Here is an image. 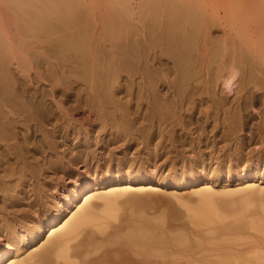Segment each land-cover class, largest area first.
Masks as SVG:
<instances>
[{
	"label": "bare ground",
	"instance_id": "6f19581e",
	"mask_svg": "<svg viewBox=\"0 0 264 264\" xmlns=\"http://www.w3.org/2000/svg\"><path fill=\"white\" fill-rule=\"evenodd\" d=\"M5 1L10 3L9 6L12 10L15 8L14 12H17L21 17H16V19L23 20V26H25L23 28L28 29L24 30L31 32L33 37L35 36L32 31L35 34L36 32L52 34V31L57 29L61 31L63 28L69 29L70 27L71 29V26H73L72 29L77 27L67 34H64L65 29L64 35L59 37L60 41H58V36H61V33L57 36L58 39L54 38L58 41V47L56 45L57 50H55L59 54H57V58L58 56L60 59L62 57L61 61L64 60V62H59L57 59V61H52L53 63L58 62L59 65L56 64L58 69H63L68 62L69 66L67 67L70 68V73L67 74H71V70L83 67L84 71L81 73L85 75L82 76L79 70L80 77L74 78L73 81L67 78L71 83H69L70 90L65 88L63 91H56L52 88L50 92L40 91L44 89L37 90L38 87L37 89L35 86L33 87V84L37 83V77L30 78L32 79L30 81L29 77L27 80L26 76L21 73L20 76L18 75L21 78L20 81L13 76L15 74L12 75L11 71L9 74L7 71L10 69L7 67V65L9 66L7 61L10 62L12 58L10 56L9 58L7 56L6 58L0 57V72L5 69V72L0 73L1 264H5L6 258H12L8 264H183L178 259L185 256H187L185 264H238V261L236 263L234 260L228 259L230 254L218 260L206 258V256L197 258L195 254L199 249H208V242L215 243L216 240L221 241L220 245L216 244L217 246L211 249L230 246L231 240L223 238L226 234L235 235L243 232L246 228H253L264 233V216L259 220L247 222L248 224L245 221L246 224L241 222L231 224L229 227L225 226L223 230H219L222 226H212L215 222L212 218L216 216L219 218L220 214H215L213 209V211L210 210L212 213L208 212V209L211 208L210 204L214 208L213 203H210L214 193L207 189L205 183H199L202 180L200 172L203 171L205 177L209 175V181L218 180L225 173H243L245 172V167L242 165L244 162L251 161L250 165L254 166L262 161L260 156H263L264 147L256 151L248 150L246 142L248 138H237L232 140L231 149V145H228L231 140L226 135V138H218L219 136L217 138H200V135L201 131H204L205 120L208 123L213 117H218L216 114L219 111L226 112V117L232 111V116L229 114V117H232V122L237 126L240 124L238 120L243 119L241 117L247 108L251 109L249 107L259 103L264 105V6H262L264 3L260 5L257 0L260 6L255 4V6L252 5L253 7L251 5L247 7V5L245 6L246 10L239 9L238 13L242 12L238 18L242 17L244 24L246 23L245 19H247L246 21L249 19L247 23L250 22V25L246 26L245 24L244 33L246 36L243 33L240 35L244 25H240L242 29L237 26L240 30L239 33L236 28L241 36V41L238 40L240 44L238 43L237 47L228 46V50V47H225L226 44L222 42L223 39L218 41L222 36H218V38L209 31L212 30L209 25L211 15L207 16L210 12L207 11L208 8H204L202 0H140L141 5L138 6L139 9L137 8L135 23L132 21L134 28L131 30L133 24L127 23V17L120 18L121 14L122 17L123 15L128 17L132 15L130 7L123 0L120 3L122 4L121 10L111 5L112 9H109L111 13L108 12L111 20L106 15L108 19L106 21L109 23L107 26L102 24L105 26L103 28L100 24L101 30L98 27L94 29V20H88L86 12L84 14L81 11V13L78 12L79 10L75 9L72 0ZM197 1L204 11L198 9ZM250 1L249 3H251ZM261 1L263 0H260V3H262ZM75 2L77 1L75 0ZM226 3L229 7L228 2ZM245 4L237 3L242 6H240L241 8H244ZM228 7L225 9H229ZM240 7L237 6V8ZM254 7L255 10H253ZM247 8H251V10L248 11ZM17 13H14L15 16ZM81 15H84L87 24L91 22L90 25H80L79 20L83 17ZM236 16L234 15L235 18ZM17 22L19 24V21ZM83 22L85 23V21ZM239 23L241 24V22ZM18 28L21 27L18 25ZM21 30L24 32L23 29ZM26 31L25 33H27ZM129 31L132 35L128 34ZM103 39L106 44L108 43V46L110 45L107 47L108 49H106ZM214 39H217L216 42ZM33 40H37V38ZM41 41L42 39L40 44ZM220 42L223 44H219ZM34 43H38V41H34ZM232 44L235 43L232 41ZM3 45L0 46V51L5 52L3 49H7V41L5 48ZM241 46H244L245 50H242L244 48ZM42 47L41 44L40 49ZM47 49L46 52L44 51L46 54L49 50ZM28 50L31 52L30 49ZM36 52L33 55L39 54ZM3 53L2 55H4ZM52 53L49 55L53 56ZM30 54L32 55V52ZM53 57L55 58V55ZM19 59L17 69H28L30 64L25 67L22 63L24 61V64L26 62L28 64L29 57L27 61L23 57V61L22 59L19 61ZM43 59L45 61L46 58ZM51 63L49 62V64ZM52 65L55 67V64ZM51 66H49V70L54 69ZM57 70L55 71L58 74ZM237 70H241L239 71V73L241 72L239 82L236 81L239 88H235L239 91V95L236 92L235 100L233 97V101L229 105L227 96L223 93L236 83L234 78L237 76L236 74H239ZM76 71L74 73L78 75V70ZM42 72L41 70L43 76ZM122 72L124 74L127 72L126 76L128 77V74L133 75L138 81H136V91L134 89L133 93L127 89L125 93L129 90L133 94L129 92L130 97L123 98L121 101L118 99L120 98L118 94L125 95L124 91L121 94L117 90L119 89L117 86V89L111 86L118 79L112 81L110 87L107 82L110 78L112 80L119 78V74ZM77 78L81 86L80 84L77 86ZM116 83L118 84V82ZM249 83L251 85L253 83L252 86L255 89L252 86L249 88ZM57 84L53 86L56 87ZM73 85L76 86L73 87ZM82 86L84 88L88 86L91 90H79V88H83ZM77 90L81 92V95L77 93ZM88 90L92 92L86 93ZM82 91L85 94H82L84 93ZM76 93L84 100L77 97L84 105H81V101L79 102L77 99L75 101L73 99L72 103L75 102L76 105L80 104L82 107L91 106L90 108L96 114L102 110L101 115L111 118V123H108L107 126L111 124L109 126H112V129L114 128L117 132L120 131V134L124 131L123 127H127L125 123L127 124L129 115H135L132 120H135V123L140 126L135 127L137 134H140H136L139 137L64 138L62 133L63 138H52V130L47 129L51 133L45 131L51 135V138L49 135H45V138L41 136L33 138L35 137L33 134H38L36 132L44 131L43 128H46L44 124L47 125V123L52 125L55 132L61 127H63L62 129L65 127L67 131L72 126L70 119L74 116L73 106L76 109L77 106L71 103L72 106L63 107L62 103L70 101L69 98ZM127 95L128 93H126ZM131 95L132 100L130 99ZM78 109L77 111L74 109L75 113L78 112ZM100 114L96 116L97 119L100 118ZM203 117L205 118L204 122L196 126L195 124ZM105 120L104 118V123ZM29 122L35 123L29 125ZM262 122L260 124L262 125L261 133H264V122L263 124ZM144 123L147 124L146 127L143 125ZM224 123L225 121H223ZM213 124L215 123L213 122ZM129 125H131L130 121ZM240 125L242 126L244 123ZM133 130L130 131L133 132ZM196 130L200 131L198 138ZM222 130L224 129L222 128ZM66 131H63L64 134H67ZM204 132L203 134H205ZM194 133L196 138H192ZM128 135L130 136V134ZM250 141L262 144L264 138H253ZM92 147L94 148L91 150ZM254 155H256V160L253 159ZM114 162H116L117 169L112 171ZM80 167H84V169L80 171ZM164 171L168 172L166 176H163ZM99 172H101V176H99ZM248 173L251 175L253 169ZM196 184L202 186L196 189ZM253 185L247 183L239 189L249 192L254 188ZM167 186L190 188V193H187V195L190 194V197L194 192L199 194L195 199H198V205L202 204L194 209V215L189 221L178 217L175 207H171V205L152 219L128 213V215L113 213L114 204L119 203V199L123 195H126V202L139 201L129 195L133 191L138 192L139 196L147 194L150 200L160 203H170L171 199L167 194L176 198L182 197L180 193L167 192L162 188H168ZM132 187H136V189L130 190ZM261 195L260 198L264 199V194ZM186 200L189 201L192 198L188 197ZM200 201L201 203H199ZM67 206H77V208L60 224L65 218L62 210ZM178 219L181 221L176 222ZM201 226H205L206 230L214 229L216 231L208 237V234H204V230L198 229ZM176 230L179 232H175ZM46 231L50 232L46 240L27 252L24 257L12 254L14 250L19 252L21 246H28L36 242ZM193 235L200 236V240L194 239ZM190 243L194 246L193 249H191L192 246L183 247L184 244L188 246ZM236 243L238 242L236 241ZM34 245H30L28 249ZM244 260L245 262L239 263L260 264Z\"/></svg>",
	"mask_w": 264,
	"mask_h": 264
},
{
	"label": "rangeland",
	"instance_id": "374dc122",
	"mask_svg": "<svg viewBox=\"0 0 264 264\" xmlns=\"http://www.w3.org/2000/svg\"><path fill=\"white\" fill-rule=\"evenodd\" d=\"M72 1H74V3L73 4H75V9H77V10H79L78 12H82L83 14H84V12H86L87 14H88V20L90 19H92L91 21H93V25H95V26H93L94 27V29H96L97 27L98 28H100L99 30H101L103 27H105V26H102V24L104 25H106L107 26V24L109 23V22H107L106 20H108L107 19V17H106V15H108V18H109V13H111V12H109L110 10L109 9H112V7H117V9L118 8H120L119 10H121L122 8V4H120L121 2H122V0H112V1H110V0H76L77 2H75V0H72ZM125 3H126V5L128 6V7H130V11L132 12V15L131 16H124L123 15V17H122V14H121V16H120V13H119V16H120V18L121 19H124V17L126 18L127 17V23L129 24H133V27L132 28H130V30L131 29H133L134 28V23H135V18H136V15H137V12H138V10H137V8L139 9V5H141V3H139V2H141L140 0H123ZM142 1H145V0H142ZM199 1V0H198ZM197 1V4L196 5H198V2ZM203 1V6H204V8L205 9H207V11L208 12H210V14L208 13H206L207 14V16L208 17H210L209 15H211V17L209 18V25H211V27L210 28H212V30L210 29H208L209 31H211V32H213L212 33V35L213 36H216V37H220V36H222V38H219L220 40H218V41H221V39H223L224 41H222L224 44H226L225 45V47L227 48L228 46H231V45H233L232 47H234V46H236L237 47V44L241 41V34L243 33L244 35H245V33H244V28L246 27V26H249L250 25V22L249 23H247L248 21H249V19H248V21H246L247 19H245V24H246V26H245V24L242 22L243 21V19H242V17L240 18L241 19V21H240V19L238 18V17H240L241 16V12L242 11H240V13H238L239 12V9L240 10H246V8H245V6H247V7H249V5H254L255 6V4L256 5H258V2H259V4L260 5H262L264 2V0L263 1H261L262 3H260V0L257 2V0H255L256 1V3H255V1L254 0H251L250 2L252 3L253 1H254V4L252 3H249V0H238V2H237V0L235 1H231V0H202ZM225 1V2H224ZM241 1V2H240ZM242 1H244L245 3H247V4H245L244 2L242 3ZM195 2V1H194ZM193 2V3H194ZM226 2H228V4H229V7H228V5H227V3ZM230 2V3H229ZM232 2V3H231ZM8 2H4V0H0V39H2L3 41H7V44L8 45H6V41L5 42H3L2 40H0V43L1 42H3L2 44H0V46L1 45H3L4 46V48H5V45H6V47H7V49L5 48V49H3V47H2V49L3 50H5V52L3 53L2 51H0L1 53H0V57L1 58H6V56L9 58V56H10V58H12V59H10V62H9V60L6 62L7 64H9V66L7 65V67H8V69L9 70H7L8 72H9V74L12 72V75L13 74H15V75H13V76H15L16 78H18V79H20V81H21V78H19L18 77V75L20 76V74L22 73L23 75H25L26 76V79L28 80V77H29V80L31 81L32 79H30V78H32V77H37L36 79H37V83L36 84H33V87L35 86L36 87V89H37V87H38V89L37 90H40V89H44V90H40V91H48V92H50V90L52 89V88H54L56 91L58 90V91H63L65 88H70L69 86V83H70V81L68 82V80H67V78H69V80L71 79V81H73L74 80V78H76V77H80L81 75H79V70H80V73L82 72L83 73V67H80L79 69L78 68H76L75 70H71V74H75L74 73V71H76V70H78V75H77V73L73 76V75H71V74H67L68 72L70 73V68L68 69V67L67 66H69V64H65V65H67V66H65V67H63V69L61 68V69H58V68H56V64L58 63V62H54L53 63V61L52 60H54V61H61V59H62V57H61V59H60V57L58 56V58H57V54L58 53H56V51L55 50H57V47H58V45H57V42L58 41H60V38L59 37H62L64 34H67V32L69 33V32H71V31H74L75 29H77V27L76 28H73L72 29V27L73 26H71V29H70V27H69V29H66V28H63V30L61 29V31L59 30V29H57V30H54V31H56L55 33H54V31H52V34L54 35H52L51 33H49V32H47V34H46V32H45V34H43V32H39V33H42V34H39L38 32H36V34H35V32L34 31H32L33 33L32 34H34V36L35 37H33V35H31L30 33L31 32H29V31H26V30H24V29H27V28H23V27H25V26H23L24 24H23V20L21 19L20 20V16H18V13L17 12H14V11H16V10H12V8H10V6H9V4L10 3H8ZM143 3V2H142ZM196 3V2H195ZM237 3H241V4H245L243 7L244 8H241L239 5H237ZM226 4V5H225ZM231 4V5H230ZM233 4V5H232ZM236 4V5H235ZM111 5H112V7H111ZM113 5H115V6H113ZM260 5H258V6H260ZM73 6V9H74V5H72ZM199 6V5H198ZM197 6V7H198ZM225 6H227L229 9L231 8V10H229V9H225V8H227V7H225ZM235 6H236V8H235ZM237 6L238 7H240V8H237ZM262 6H264V4L262 5ZM261 6V7H262ZM11 7H12V5H11ZM124 7V6H123ZM234 9H233V8ZM253 7V6H252ZM257 7V6H256ZM125 8V7H124ZM201 8V9H200ZM210 8V9H209ZM257 8H259V7H257ZM74 9V10H75ZM198 9L199 10H202L203 8L202 7H198ZM248 9V11H249V9L251 10V8H247ZM77 10H75V12H77ZM253 10H255V7H254V9ZM256 10H259V9H256ZM137 11V12H136ZM202 11H204V10H202ZM228 11H230V13H228ZM232 11V12H231ZM80 12V13H81ZM109 12V13H108ZM122 12V11H121ZM237 12V13H236ZM14 13H17L16 14V16H15V14ZM108 13V14H107ZM123 13V12H122ZM127 13V12H126ZM124 14V13H123ZM239 14H240V16H239ZM234 15L236 16V15H238V16H236V18L238 19H236L235 17H234ZM81 16H83L81 19H83V21H85V23L83 22V21H80L79 20V22H80V25H84V24H87V20H86V18L84 17V15H81ZM249 16V15H248ZM251 16H253V15H251ZM16 17H20V18H17L16 19ZM111 17V16H110ZM211 18H212V20H211ZM247 18V17H246ZM250 19H252L251 17H249ZM19 19V20H18ZM120 19V20H121ZM214 19V20H213ZM109 20H111V18H109ZM211 20V21H210ZM17 21H19V24H18V22ZM132 23H131V22ZM215 22V23H212V22ZM234 21V22H233ZM241 22V24L238 22ZM17 22V23H16ZM107 22V23H106ZM124 22V21H123ZM21 23V24H20ZM90 23L91 22H89L87 25H90ZM243 23V24H242ZM19 25V27H21V28H18V25ZM92 24H91V26H92ZM101 24V25H100ZM124 24L127 26V24L124 22ZM129 24V25H130ZM247 24H249V25H247ZM102 27H100V26ZM128 25V26H129ZM213 25V26H212ZM242 25H244V26H242L243 27V30H241V33H240V30L239 29H242V27L241 26ZM239 27V29H238V27ZM75 27V26H74ZM209 27V26H208ZM68 28V27H67ZM128 28V29H129ZM239 30V33H240V35H239V33H238V30ZM21 29H23L24 30V32H21L22 30ZM65 29H66V32H65ZM105 29V28H104ZM19 30H20V32H19ZM28 30V29H27ZM25 31L27 32V33H25ZM57 31H58V33H57ZM235 31V32H234ZM28 32H29V34H28ZM51 32V31H50ZM65 32V33H64ZM221 33L220 35H219V33ZM22 33V34H21ZM25 33V34H24ZM62 35H61V34ZM64 33V34H63ZM216 33H217V35H216ZM237 33V34H236ZM3 34V35H2ZM37 34H38V36H37ZM50 34V35H49ZM129 35H132L133 34V30H132V34L130 33V31H129V33H128ZM127 34V35H128ZM236 35V36H234V35ZM21 35H23V36H21ZM28 35H31V36H28ZM47 35V36H46ZM52 35V36H51ZM58 35H61V36H58ZM211 35V36H212ZM223 35H224V37H223ZM243 35V36H244ZM46 38H45V37ZM49 36H51L50 38H48ZM57 36H58V38H57ZM246 36V35H245ZM40 39H39V38ZM42 37V38H41ZM128 37H130V36H128ZM132 37V36H131ZM215 37V38H216ZM233 39H232V38ZM248 37V36H247ZM31 38H33V39H36L37 38V40H33V39H31ZM58 39V41L57 40H55V39ZM134 38V37H133ZM132 38V39H133ZM228 38V39H227ZM243 38H245V37H243ZM42 39V41H41V44L43 45V47H44V49H43V47L40 49V47H41V44H40V40ZM45 39V40H44ZM47 39V40H46ZM48 39H49V41H48ZM132 39H130V40H132ZM226 39H227V41H226ZM237 39V40H236ZM240 39V41L238 42V40ZM52 40V41H51ZM215 40H217V39H214V41ZM248 39H246V41H247ZM34 41H38V43H34ZM45 41H46V43H47V46H46V43H45ZM102 41H104V45H105V47H106V49H108L107 47H109L108 46V43L106 44V41L103 39ZM231 42V43H229V42ZM232 41L235 43V44H232ZM28 42H30V43H28ZM51 42V43H50ZM54 42V43H53ZM216 42V41H215ZM222 42H220L219 44H221ZM225 42H228V43H225ZM237 42V43H236ZM248 42V41H247ZM250 42V41H249ZM34 43V44H33ZM218 43V42H217ZM222 43V44H223ZM37 44H38V46H37ZM110 44V43H109ZM230 44V45H229ZM240 44V43H239ZM17 45V46H16ZM52 45H54V46H52ZM56 45H57V47H56ZM103 45V46H104ZM107 45V46H106ZM13 46V47H12ZM50 46V47H49ZM52 46V47H51ZM9 47V48H8ZM56 47V48H55ZM242 47V46H241ZM38 48V49H37ZM49 50H48V49ZM54 48V49H53ZM242 48H244V46L242 47ZM1 49V50H2ZM13 49V50H12ZM18 49V50H17ZM28 49H30V51L32 52V55H33V53L35 52V51H37L36 52V54L37 53H39V54H37V55H31L30 53L31 52H29V50ZM46 49L49 51H47V54L45 53L46 52ZM51 49V50H50ZM228 50H229V47L227 48ZM231 49V48H230ZM238 50H239V48H237ZM29 52H27V51ZM41 50V51H40ZM232 50V49H231ZM241 50V49H240ZM242 50H245V48L244 49H242ZM45 51V52H44ZM50 51H52V52H50ZM15 52V53H14ZM25 52H26V54H25ZM54 52H55V54H54ZM2 53L5 55V57H4V55H2ZM6 53H7V55H6ZM11 53V54H10ZM49 53L51 54H53V56L55 55V58L52 56V55H49ZM9 54V55H8ZM14 56H13V55ZM35 54V53H34ZM44 54V55H43ZM16 55V56H15ZM25 55V56H24ZM29 55V56H28ZM40 55H42V56H40ZM59 55V54H58ZM12 56V57H11ZM18 56V57H17ZM29 57V59H28V57ZM47 56V57H46ZM61 56V55H60ZM15 57V58H14ZM22 57L24 58V59H26L25 61H27V59L29 60L28 61V64H27V62H26V64H24V61H23V59H22ZM38 57V58H37ZM51 57V58H50ZM53 57V58H52ZM7 58V59H8ZM19 58H21L22 59V61H23V65H25V67H26V65H28L29 66V64H30V66L28 67V69H24V70H22V68H18L17 69V66L19 65L18 64V59ZM43 58H46L47 59V61H46V59H45V61H46V63H45V61H44V59ZM21 59H19V61L21 60ZM50 59V60H49ZM57 59V60H56ZM60 59V60H59ZM12 60V61H11ZM21 61V62H22ZM43 61V62H42ZM41 62V63H40ZM49 62L51 63V64H49ZM61 62H64V60H62ZM38 63V64H37ZM42 63H44V64H42ZM18 64V65H17ZM22 64H21V66H22ZM46 64H48V65H46ZM52 64H55V67L52 65ZM52 65V66H51ZM57 65H59V64H57ZM40 68H39V67ZM48 66V68H46ZM49 66H51V67H54V69L55 70H57L58 71V74H57V72L52 68V69H50L51 70V72H50V70H49ZM5 67H6V65H5ZM4 67V68H5ZM45 68V70H44V68ZM3 68V69H4ZM23 68H24V66H23ZM42 68V69H41ZM66 68V69H65ZM19 69H21V71H19ZM40 69V70H39ZM37 70V71H36ZM41 70L43 71L42 73H44L43 74V76H42V74H41ZM60 70V71H59ZM64 70V71H63ZM69 70V71H68ZM6 71V73L8 74V72ZM11 71V72H10ZM23 71H25V72H23ZM47 73V71H48V73H47V76L45 75L46 73ZM73 71V72H72ZM239 71H241V70H237V73H239ZM2 72H5V69L4 70H2ZM2 72H0V73H2ZM34 72H36V73H34ZM39 72H40V74H39ZM55 72V73H54ZM59 72H62L63 73V75H65V76H63L62 75V73L60 74ZM77 72V71H76ZM57 74V75H59L58 77H57V75H54V74ZM81 73V74H82ZM85 73V72H84ZM127 73V72H126ZM126 73L124 74L123 72H122V74L120 73L119 75V78H114L113 80L110 78L109 79V81L107 82L108 83V85H109V87H110V85H111V82L112 81H114V80H117V81H115V83H114V85L112 84L111 86H113L114 88L117 86L119 89H117V87H116V89L119 91V93L121 92V94H122V92L123 93H125V91L127 90V89H129L130 91H132L133 93H134V89H135V91H136V88L137 87H135L137 84H136V81H138V79L136 78V77H133V75H130V74H128L129 75V77L128 76H126ZM241 73V72H240ZM240 73L239 74H236L237 76H235V78H234V81L236 82H239L238 80H239V78L241 77V75H240ZM6 74V75H7ZM49 74V75H48ZM54 75L55 76V78H54V76H52V75ZM87 74V73H86ZM11 75V76H12ZM22 75V76H23ZM37 75V76H36ZM61 75V76H60ZM69 75H70V77H69ZM77 75V76H76ZM85 74H82V76H84ZM240 75V76H239ZM7 76H9V75H7ZM21 76V77H22ZM24 76V77H25ZM42 78H41V77ZM51 76H52V79H51ZM71 76H72V78H71ZM124 76V77H123ZM132 76V77H131ZM35 77L33 78V79H35ZM47 77H49V78H47ZM131 77V78H130ZM47 78V79H46ZM58 78V79H57ZM63 78V79H62ZM126 78H128L127 80H126ZM130 78V79H129ZM133 78V79H132ZM238 78V79H237ZM66 79V80H65ZM78 79V78H77ZM132 79V80H131ZM50 82H49V81ZM55 80V82L53 83V81ZM59 80V81H58ZM61 80H62V82H61ZM64 80V81H63ZM111 80V81H110ZM66 81V82H65ZM77 82H78V85L77 86H79V84H80V86H81V83H80V81H79V79L78 80H76ZM58 84H57V83ZM60 82H61V84H60ZM116 82H118V84L116 83ZM134 82V83H133ZM237 82L236 83H234L233 84V87L231 86V87H229V88H227L225 91V93H223V94H225L226 96H227V100H228V102H229V105H231V103H232V101H233V97H234V100H235V98H236V95L238 94L239 95V91L238 90H235V88L236 87H238L239 86V84H237ZM51 85H50V84ZM31 84V83H30ZM55 84H57L56 85V87L55 86H53V85H55ZM65 86H64V85ZM71 84V83H70ZM116 84V85H115ZM134 84V85H133ZM58 85H62V87H60V86H58ZM68 85V87H66ZM82 85H84V84H82ZM250 85V86H249ZM249 88H251V86L253 85V83H252V85L249 83ZM41 86V87H40ZM51 86V87H50ZM72 86V85H71ZM76 85H73V87H75ZM58 87V88H57ZM64 87V88H63ZM72 87V88H73ZM83 88H79V90L80 89H83V90H85V89H89V87L88 86H85V88H84V86H82ZM88 87V88H87ZM121 87V88H120ZM253 87V86H252ZM61 90H60V89ZM63 88V89H62ZM231 88V90H229ZM239 88V87H238ZM237 88V89H238ZM71 89V88H70ZM69 89V90H70ZM253 89H255L254 87H253ZM79 90H77L78 92L77 93H79L80 95H81V92L79 91ZM89 90H91V89H89ZM88 90V92H86V93H89V92H92V91H89ZM127 91L126 93H128V95L126 96V93H125V95L124 94H122L123 96H125V97H123L122 95H120V94H118L119 96L118 97H120V98H118V99H121V101L123 100V98L125 99V98H127L130 94H133L132 92H130V91ZM229 90V91H228ZM87 91V90H86ZM260 91V90H259ZM262 91V90H261ZM82 92H84V91H82ZM129 92H130V94H129ZM236 92H238L237 94H236ZM77 93H76V95H72L71 97H72V99H71V97L69 98L70 99V101L68 100V102H64V103H62L63 105V107H67V106H72V104H75L76 105V103L74 102V103H72L73 102V99H74V101H75V99H77V100H79L80 98H81V96L78 94V96H77ZM82 94H85V92L84 93H82ZM236 94V95H235ZM235 95V96H234ZM76 96V97H75ZM80 96V97H79ZM79 99H78V98ZM122 97V98H121ZM130 97V96H129ZM49 98V97H48ZM51 98V97H50ZM49 98V99H50ZM57 98V97H56ZM129 99V98H128ZM131 100H132V95H131V98H130ZM81 100H83L82 98H81ZM81 100H79V102L81 101ZM127 100V99H126ZM126 100H124V101H126ZM262 100H263V95H262ZM72 101V102H71ZM84 101V100H83ZM70 102V103H69ZM78 102V103H79ZM82 102V101H81ZM80 102V104L82 105L83 104V102L81 103ZM69 103V104H68ZM72 103V104H71ZM80 104H77L76 106H77V109H78V106L80 105ZM79 106V109H78V112L77 113H75L76 111H77V109H76V107L75 106H73V108L76 110H74L73 109V111H72V113H73V117H71L72 119H70V124L72 125L71 127H69L68 128V130L66 131L65 130V127H64V129H62L63 127H61L60 128V130H58V131H54V129H53V127H52V125H50V123H47V125L46 124H44L45 125V127L46 128H43V130L45 131V130H47V129H50V130H52V133L50 132V130H47V132L50 134L51 133V135H53L52 136V138H63V135H64V138H137V137H139V136H137V135H140V134H137V130H136V128L135 127H137V126H139V124H136L135 123V120L133 121L132 119H133V117L135 116H133L132 114H130L129 115V120H128V122H127V124L125 123V125H127V127L126 126H124L123 128V130L124 131H122V133L120 134V131L119 132H117L114 128L112 129V126H109V125H111V124H109L108 126H107V124L108 123H111L110 121H111V118H109L108 116L107 117H105L104 115H101L102 113L101 112H103L102 110H99L100 112L98 113V114H100L99 115V119H97L98 117H96L98 114H96V112L95 111H93L92 110V108H90L89 106L87 107V105H86V107L85 106ZM84 105V104H83ZM255 106V107H254ZM254 106H252V107H249V108H251V109H248L247 108V111H245L244 113L245 114H243V116L241 117V118H243L242 120L240 119V121L238 120V122H240V124L241 123H244V125H240V124H238L237 126L235 125V123L234 122H232V117H229V114L231 115L232 114V111H230L229 112V114H228V117H226L227 116V113L226 112H222V111H219L216 115L218 116V117H211L212 119L207 123V121L205 120V118L203 117L202 119H200L199 120V122L198 123H196L195 125L196 126H198V124H200V123H203L204 122V120H205V122H206V124H205V122H204V124L203 125H205L204 126V131H201L202 133H201V135H202V137H201V135H200V131L198 132L197 130H196V132L198 133L197 135L194 133V135H193V137L192 138H196V136H197V138L199 137V135H200V138H217L218 136V138H226V136H227V138H230V142H228V145H231V149H232V140H236L237 138H248V140L246 139V142H247V149L248 150H258L259 148H262V147H264V142L261 144V143H259V142H257V141H250V139L252 140L253 138H264V133H261L262 131V125H260L261 124V122L263 121L264 122V105L263 104H261V103H259V104H255ZM80 107H82L81 109H80ZM109 107V106H108ZM91 110H90V109ZM94 108V107H93ZM95 109V108H94ZM96 110V109H95ZM96 111H98V110H96ZM249 111V112H248ZM221 112V113H220ZM263 112V113H262ZM81 113V114H80ZM78 114H80V115H78ZM226 114V115H225ZM118 115V114H117ZM220 115H222V116H220ZM132 118H131V117ZM215 116V115H214ZM232 116V115H231ZM102 117H104L106 120V122L104 123V118L102 119ZM120 117V116H119ZM223 117H225V118H223ZM220 118H221V121H219L220 120ZM227 118V119H226ZM107 119H109V121H107ZM116 119H119V118H117L116 117ZM137 119V118H136ZM219 119V120H218ZM223 119H225V120H223ZM102 120V121H101ZM215 120V121H214ZM217 120V121H216ZM229 120V121H228ZM244 120V121H243ZM129 121H130V124L132 125V127H131V125H129ZM212 121V122H211ZM223 121H225V123L223 124ZM72 122V123H71ZM102 122V123H101ZM117 122H118V120H117ZM120 122V121H119ZM213 122L215 123V124H213ZM233 124H232V123ZM263 122H262V124H263ZM33 123H35V122H33ZM33 123L32 122H29L28 124L29 125H33ZM113 123V122H112ZM135 123V125H133ZM209 123H210V125H209ZM229 123H230V125H229ZM73 124H75V125H73ZM79 124V125H78ZM106 124V125H105ZM217 124H218V126H217ZM223 124V125H222ZM77 125V126H76ZM80 125H82L81 126V128H80ZM105 125V126H104ZM145 127L147 126V124L146 123H144L143 124ZM215 125V126H214ZM224 125H225V127H224ZM239 125H240V128H239ZM75 126V127H74ZM103 126V127H102ZM143 126V128H145ZM229 126V127H228ZM231 126V127H230ZM234 126V127H233ZM236 126V127H235ZM77 127V128H76ZM111 127V128H110ZM125 127H126V129H125ZM134 127V128H133ZM140 127V126H139ZM226 127H227V129H226ZM233 127V128H232ZM242 127V128H241ZM263 127H264V125H263ZM74 128V129H73ZM79 128V129H78ZM104 128V129H103ZM128 128V129H127ZM130 128V129H129ZM206 128V129H205ZM211 128H213V129H211ZM222 128L224 129V130H222ZM67 129V128H66ZM76 129V130H75ZM78 129V130H77ZM133 129H135L136 131H134ZM216 129V130H215ZM230 129H231V131H230ZM238 129H240V130H242V131H240V130H238ZM43 130H41V131H43ZM62 130V131H61ZM111 130H113L112 132H111ZM115 130V131H114ZM125 130H126V132H125ZM130 130H133V132L132 131H130ZM211 130V131H210ZM213 130V131H212ZM215 130V131H214ZM219 130V131H218ZM225 130H226V132H225ZM229 130V131H228ZM244 130V131H243ZM259 130V131H258ZM41 132L42 133V135H44V136H42V135H40L41 133H39V131L38 132H36V133H38V134H33L35 137H33V138H39L40 136L43 138H45V135H49L46 131V133L45 132ZM61 131V132H60ZM66 131L67 132V134L65 133L64 134V132ZM72 131V132H71ZM75 131V132H74ZM233 131H235L234 132V134H233ZM237 131V132H236ZM55 132V133H54ZM115 132V133H114ZM123 132H125V133H123ZM139 132V131H138ZM203 132L205 133V134H203ZM225 132V133H224ZM62 133H63V135H62ZM71 133V134H70ZM130 134V136L128 135V134ZM210 133V134H209ZM211 133H213V134H211ZM221 133V134H220ZM228 133V134H227ZM231 135H230V134ZM241 133V134H240ZM244 133V134H243ZM259 133V134H258ZM115 134V135H114ZM119 134V136H117V135ZM122 134H125V135H122ZM137 134V135H136ZM221 135V137H220V135ZM233 134V135H232ZM238 134V135H237ZM262 134H263V137H262ZM33 135H31V136H33ZM51 135H49L50 136V138H51ZM62 135V136H61ZM132 135H133V137H132ZM136 135V136H135ZM196 135V136H195ZM206 135V136H205ZM226 135V136H225ZM229 135V136H228ZM39 136V137H38ZM124 136V137H123ZM223 136V137H222ZM238 136V137H237ZM189 137V136H188ZM235 138V139H234ZM254 142V143H253ZM255 142H256V144H255ZM94 147H92L91 148V150L93 149ZM231 151V150H230ZM263 156H260V158H261V160L262 161H260V163H258V165H254V166H251L250 164H251V161H247V162H244L242 165L245 167V172H243V173H239V174H234V173H231V174H227V173H225V174H223V175H221L219 178H218V180H210L209 181V175L208 176H203V171L202 172H200V179H202L199 183H201V182H203V183H205L206 184V186L208 187L207 189H209L210 191H212L214 194H213V196H214V198H213V196H212V202L210 201V203H213V207L214 208H212V205L210 204L209 206L211 207L210 209H208L207 211L208 212H210V213H212L210 210H215L214 212H215V214L217 213V215H219L220 214V217L218 218L217 216L214 218H212L213 219V221H215V222H213V224H212V226H222V228L221 229H219V230H223L224 229V227L225 226H228L229 227V225H231V224H237V223H245V221H246V223L247 222H250V221H254V220H256V219H260V218H262V216H264V199H261L260 198V195L262 194H264V191H263V189H264V151H263V154H262ZM255 158V160H256V155H254V157H253V159ZM257 162V161H256ZM84 169V167H80V171L81 170H83ZM117 169V166H116V162H114V165H113V167H112V171L113 170H116ZM253 169V173H251V175H249V170H252ZM257 173V174H256ZM99 174V176H101V172H99L98 173ZM168 174V172L167 171H164L163 172V176H166ZM256 174V175H255ZM162 176V177H163ZM159 177V176H158ZM208 182V183H207ZM247 183H248V185H250V184H254L253 186H254V188L250 191L249 190V192L247 191H242V190H240L239 188L241 187V186H244V185H247ZM199 184H196V186H195V188L196 189H199V187L200 186H202V185H200V186H198ZM168 187V186H167ZM162 188H164V189H166L167 190V192H177V193H180V194H182V197L181 198H176V197H174L173 195H171V194H167L169 197H170V199H171V201H170V203H160V202H158V201H155V200H150L149 199V197H147V194H142L143 196H139V193L138 192H136V191H133L132 193H129V195H132L134 198H137V199H139V201H135V200H131V201H129V202H126L125 201V197H126V195H123L122 197H120V201H119V203L118 202H116L114 205H115V207H113L114 209H113V213H120V214H133L134 216H139V217H147V218H150V219H152V218H154L155 216H157L158 214H159V212L160 211H164V210H167L168 209V207H169V205H171V207H175V209H176V213L178 214V217H180V218H182V220H185V221H189V219H191V217L194 215V209L195 208H197V207H200V205L202 204L201 203V201L199 202V203H201V204H199L198 205V199H195V197H197L199 194L198 193H196V192H194V194H193V196H192V194H191V196L192 197H190L189 195L190 194H188L187 195V193H190V191H191V189L190 188H175L174 186H169L168 188H166V187H162ZM130 189V188H129ZM136 189V187H132L130 190H135ZM262 190V191H261ZM96 192V190H93V192ZM99 191V190H98ZM241 191V192H240ZM243 192V193H242ZM184 194V195H183ZM261 195V196H262ZM185 196V197H184ZM189 198H192V200H186L188 197ZM257 196H259L258 198H256ZM184 197V198H183ZM264 197V196H263ZM142 198V199H141ZM197 200V201H196ZM100 201V200H99ZM202 206H204V205H202ZM170 207V208H171ZM205 207V206H204ZM76 208H77V206L76 207H74V206H67L64 210H62V212L64 211V215H65V218L64 219H62V221H61V223L60 224H62L64 221H65V219H67L68 217H69V215H71V213L73 212V211H75L76 210ZM208 208V207H207ZM200 209V208H199ZM212 210V211H213ZM213 212V213H214ZM127 214V215H128ZM67 215V216H66ZM211 215V214H210ZM213 216V215H212ZM211 216V217H212ZM62 217H64V216H62ZM210 217V218H211ZM181 220H176V222H180ZM245 223V224H246ZM248 224V223H247ZM198 229H201V230H204V234H208L207 236L208 237H210L211 235L210 234H213V233H215V231L216 230H214V229H209V230H206V227L205 226H201V227H198ZM175 232H179V230H176ZM50 234V232L49 231H46V232H43V234H42V237L41 238H39L36 242H33L32 244H30V245H33V244H35L34 245V247H32V248H29L28 249V247L30 246V245H28V246H21V249H20V251L19 252H17V250H14L13 251V253L12 254H18L19 255V257H24V255L27 253V252H29V251H31V249H33V248H35V247H37V246H39L42 242H44L45 240H46V238L48 237V235ZM194 236V235H193ZM200 236H198V237H195L194 236V239H196V240H200V238H199ZM232 237H233V239H232ZM223 238H228V239H230L231 240V243H230V246H226V247H223V248H221V249H211V248H215L217 245L216 244H219L220 245V243H221V241H219V240H216L217 242H215V243H209L208 242V249H199V250H197L196 252V254H195V257H197V258H199V257H202L203 258V256H206V258H210V259H216V260H218V259H220V258H222V257H224V256H226V255H228V254H230V257H228V259L230 260V261H232V260H234V262H236L237 263V261H238V264H240L239 262H245V260L244 259H246V260H248V262H250V263H260V264H262L263 262H264V233H262V232H260V231H257L256 229H253V228H246V229H244V231L243 232H241V233H238V234H235V235H232V234H226V235H224L223 236ZM233 240V241H232ZM236 241L238 242V243H236ZM236 244H235V243ZM207 243V242H206ZM233 243V244H232ZM235 244V245H234ZM190 246H192L191 247V249H193L194 248V246L193 245H191V243H190V245H186V244H184L183 245V247H187V248H189ZM175 255H177V254H175ZM174 255V256H175ZM243 255V256H242ZM176 257H178V256H176ZM186 257L187 256H185L184 258L183 257H181V259L179 258L178 259V261L179 262H182L183 264H185V261H186ZM174 258V257H173ZM244 258V259H243ZM12 258H6L5 260H4V263L5 264H8L9 262H10V260H11ZM233 263V262H232ZM0 264H1V262H0ZM234 264V263H233ZM241 264H243V263H241Z\"/></svg>",
	"mask_w": 264,
	"mask_h": 264
}]
</instances>
